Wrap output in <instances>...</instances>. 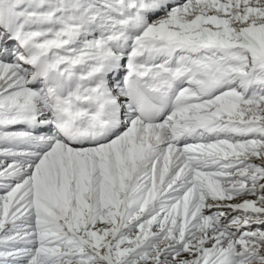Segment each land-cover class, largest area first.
Segmentation results:
<instances>
[{
  "label": "snow or ice",
  "instance_id": "snow-or-ice-1",
  "mask_svg": "<svg viewBox=\"0 0 264 264\" xmlns=\"http://www.w3.org/2000/svg\"><path fill=\"white\" fill-rule=\"evenodd\" d=\"M0 264H264V0H0Z\"/></svg>",
  "mask_w": 264,
  "mask_h": 264
}]
</instances>
